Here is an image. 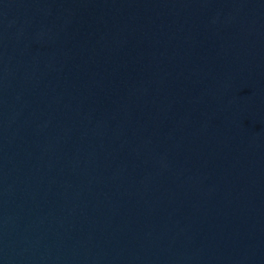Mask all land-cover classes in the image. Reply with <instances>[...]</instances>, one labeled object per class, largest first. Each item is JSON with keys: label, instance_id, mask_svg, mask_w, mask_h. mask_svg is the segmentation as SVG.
I'll return each mask as SVG.
<instances>
[{"label": "water", "instance_id": "95a60500", "mask_svg": "<svg viewBox=\"0 0 264 264\" xmlns=\"http://www.w3.org/2000/svg\"><path fill=\"white\" fill-rule=\"evenodd\" d=\"M0 264H264V0H0Z\"/></svg>", "mask_w": 264, "mask_h": 264}]
</instances>
